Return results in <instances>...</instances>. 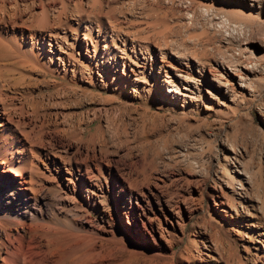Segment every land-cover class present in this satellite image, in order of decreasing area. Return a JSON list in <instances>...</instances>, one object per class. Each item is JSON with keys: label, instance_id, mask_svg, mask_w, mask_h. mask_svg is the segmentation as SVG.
<instances>
[{"label": "rangeland", "instance_id": "rangeland-1", "mask_svg": "<svg viewBox=\"0 0 264 264\" xmlns=\"http://www.w3.org/2000/svg\"><path fill=\"white\" fill-rule=\"evenodd\" d=\"M33 1L16 25L44 4L71 58L15 90L10 124L0 113V222L46 240L9 264H264V0H101L77 43L101 52L110 23L124 74L70 48L61 0ZM14 169L34 178L26 198L1 180Z\"/></svg>", "mask_w": 264, "mask_h": 264}, {"label": "bare ground", "instance_id": "bare-ground-1", "mask_svg": "<svg viewBox=\"0 0 264 264\" xmlns=\"http://www.w3.org/2000/svg\"><path fill=\"white\" fill-rule=\"evenodd\" d=\"M34 1L32 2V5L34 4ZM50 1L54 2L55 0ZM61 1V6H59L58 10L53 7L57 11H54V14L52 13L53 15L51 17H53L52 21H54V24L62 27L61 29L64 32L63 35H68V31L66 30H73L75 32L72 40L78 45V47L74 44L70 45V48H78V50H80L85 47L89 62L97 61L96 59L100 57L103 63V70L107 69V65H110L111 67L113 66L115 72L118 70V67H121V72L124 74V69L126 68L124 59L128 60V58L125 55L124 49H119L117 51V54H121L120 56L114 53L112 48L110 49L108 44L115 41V35L110 33L107 29L110 25L109 22L107 26L104 23L96 25L98 27V32L106 35L105 39L107 44L102 47L101 52H98V50H100V40L93 42V49L89 48L86 38H84L83 46L81 43H77V32L80 31V28L83 27L84 32L90 31L91 28L86 23V18H88V16L85 18V21L83 20V17L85 15H99L101 8H103L102 1L91 0L89 3H86L87 8H85L86 6L84 7L83 3L79 2L78 0H74L72 4V10L74 11L72 18L76 24L74 27L66 25L67 23L64 24V22H66L67 12L69 11V5L66 3V1L69 2L70 0ZM29 6L24 5L22 0H0V113L3 115V118L6 119L7 124L12 122V117L9 116L11 106L9 103L11 98L14 96L13 93H15V90L18 88L27 87L31 81H36L35 77L33 78L32 75L34 76V74L37 72L43 77L46 76V74H48L50 71L55 72V70H57L59 68L58 66L60 65L63 66V69H66L69 62L68 58H71L69 54L71 52L68 51L66 57L62 56V53L65 50H61L62 43L59 41V35L55 34L54 29L49 28V22L51 19L48 15L47 9L44 7V4L40 7L39 13L30 14L29 18L25 22L23 21L24 23L16 25V19L20 18L22 13L29 10ZM93 18H95L96 21L99 20L97 19L99 17ZM63 26L65 28H63ZM123 44H126V40L123 41ZM106 50L109 51L107 52ZM54 58L58 61L57 63H59V65H51V61ZM93 58H95V60H93ZM175 71L179 72V77L184 78V80L187 81V74L184 73L182 68L178 70L175 69ZM189 84L190 83L184 84V86L188 88L190 87ZM6 130L7 127L1 128L0 135L2 137L4 136ZM2 155L4 156V153L0 152V157ZM8 155H10L9 158H4L3 156L1 157L4 161H1L0 172L4 175L6 172L4 165H6L8 162H11L12 160L11 154L9 153ZM10 171L17 175V178L12 179L3 176L1 179L2 182L11 184V189L15 190L16 194L20 198H26L25 190L32 189L34 178L31 175L28 177L26 175L18 177L20 175L17 173V170L14 169L13 171ZM127 222L132 230L143 231V234L145 232L146 235L151 237H154L156 233L155 226L151 224V222L146 225L143 223L142 219L137 218L128 219ZM43 241L46 240H43V238L37 236L33 229L26 222L12 220L6 221L4 223L0 222V264H9L10 259L22 251V246L29 247L30 244H40Z\"/></svg>", "mask_w": 264, "mask_h": 264}]
</instances>
